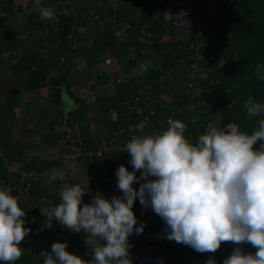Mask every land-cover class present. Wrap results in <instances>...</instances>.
Segmentation results:
<instances>
[{
    "label": "trees",
    "instance_id": "obj_1",
    "mask_svg": "<svg viewBox=\"0 0 264 264\" xmlns=\"http://www.w3.org/2000/svg\"><path fill=\"white\" fill-rule=\"evenodd\" d=\"M15 1L0 0V12L8 15L15 12H25L33 2V0H26V2L25 0H19L20 2L16 6ZM68 1L69 8L66 15L58 19V27L56 30L53 28L54 33L49 36L41 34L44 25L47 24L43 18L36 21L34 19L35 14L32 13L29 19V24L32 25L31 31H36L42 37L56 43L53 42L46 47L41 43L37 47L19 48L16 37L12 34V24L5 23L3 29H0V71L3 70L6 63H10L13 74L17 76L13 80V86L17 83L20 84L23 92H33L43 88L56 89V84L64 81L63 77L66 73L63 69L65 66H68L78 55L85 51V48L77 42L76 37L80 38L81 35L77 32L76 17L84 11L89 14L93 6L101 12L98 19L103 20L104 29L101 38L99 36L94 38L90 54L92 53L93 57L96 58H93L92 64H97L98 61L103 60L100 53L105 52V50L114 58L117 65L124 68V71L146 60L159 62V65L144 78L147 80L142 86L144 92H139L137 87H131L129 83L116 80L115 94L111 96L109 101L111 102L110 108H116L120 116L109 121V131L105 132V135L99 132V136L95 137L90 131L89 122H86V105L73 109L68 115L60 110L58 116L50 123L52 127H56L62 124V117L66 119L64 122L72 129L75 128V123H79L82 144L77 140V131L74 130L73 133L77 145H81L85 150L93 145L97 148H109L112 146L109 144L111 134L121 128H124V132L119 131L114 147L125 146L133 136H155L168 128V125H163V127L158 125L157 119L163 120L165 115H170L171 110L177 106L183 107L184 103L188 102V105L197 101H203L204 103L197 104L192 108L184 106L182 113L176 117V120L186 125L185 138L193 145L198 142L199 136L204 134L209 123L217 128L235 123L242 132L249 135L254 130H258L262 115L249 117L244 105L250 97L254 102L264 104V81L258 79L255 75L257 66L264 65V0H198L203 7L200 14L201 20H197V14L194 12L190 27L188 29L183 27V29L173 30L172 32L175 34L168 41H162L163 35L166 32H171V30L168 31L167 24L172 21V17L180 18L182 14L181 12L178 14L179 7L175 5L171 8L175 10L173 11L175 14L171 18L168 17L165 6L167 0H138L130 5L124 2L123 5L126 8L118 9L116 17L112 21H107L111 16H104V13L108 10L111 12L114 10L112 7L106 9L100 0H87L91 4L85 3V0ZM103 9L107 11L104 12ZM139 10H141L140 13H138ZM177 14L180 16L177 17ZM114 24L118 28H124L126 34L133 32V30L138 34L143 32L142 41L139 42L138 36L136 37L134 34V36H127L120 43L115 31L110 29ZM199 32L202 34L199 35ZM148 33H150L149 36ZM199 40L202 41L203 51H200L197 47ZM148 41L150 42L148 43ZM130 45L133 46V49H129ZM149 47L154 50L155 54L159 55L160 59L155 58V54H150ZM185 55L189 56L187 61L183 59ZM14 56L16 60L11 62V58ZM195 63H198L201 67L202 75L199 77L201 94L186 102L185 98L182 97L186 93L187 85L184 84L185 87L181 92V97H174V103L169 104L167 99L162 96L165 89H162L159 82L161 76L169 69L182 65L185 67V79L187 80L188 70ZM113 65L115 66V64ZM118 71L113 70L112 74H104L101 82H107L111 75L119 76L120 72L118 74ZM204 71L209 74V77L205 76ZM65 79L67 78L65 77ZM13 86L9 89L5 102H0V140L9 136V132L13 129L12 121L15 118L16 107L22 105L23 99L20 93L12 92ZM149 88L153 93L147 96L146 93ZM57 89L56 92L60 94L57 95L58 98H55L54 101L62 103L61 88L58 87ZM135 99H138L137 103ZM169 105L172 106L169 107ZM138 107H142L143 111L137 115L136 111L133 110H137ZM129 109L134 112L136 117L127 116ZM147 115L150 120L146 121L145 128L147 127L148 130L140 129L137 119L139 117L144 119ZM218 115L221 117L219 123L215 122ZM132 118L133 120H131ZM53 129L45 137L46 143L54 146L56 141L62 138L64 144L61 152L68 153L70 145L68 131L56 132ZM146 131H148V134H146ZM57 135L59 137H56ZM254 147L259 148V145L257 144ZM112 150L114 148L108 151L105 150L102 156L94 157H103ZM92 157L87 156L86 158ZM80 158L82 157L77 159ZM13 160L17 159H10L9 162H13ZM18 162L21 169L11 172L10 175H8L9 169L4 165V161L0 163V179L5 178L4 183L1 184L0 182V188H11L10 194L13 196L19 194L20 186L22 191L26 190L18 199V205L26 213L24 217L26 220L25 228L38 230V232L34 237V241L25 239L21 242L22 255L13 264H44L45 257L41 255L39 246L47 245L50 242L64 243L66 239H61L58 236L59 222L54 217H45L40 209L58 206L62 202L60 196L62 186H73L75 184L71 179L63 184L57 177L53 179L52 185L45 180L44 176H41L37 181L34 178H23L24 171L38 170L42 172L45 169L50 171L55 169L56 172H59V158H40L27 155L19 158ZM111 162V167H109L111 170H109L110 172L106 171V175L115 177L117 165L115 159ZM123 165L125 166V164ZM127 169L130 172L129 166ZM9 181L14 182L18 188L13 189ZM103 196L106 197V194L103 193ZM82 199L83 203L89 204L87 194ZM135 216L138 221L137 227L140 222H144L146 224L150 223L151 228L145 230L148 234L147 238L142 236L141 242L129 249L134 264L198 263L199 258L196 257L195 251L191 253L190 247L183 244L169 246V240L164 236L165 224L151 208L140 209ZM161 229H163V232H161ZM159 240L162 241L161 256L154 254V250H151L150 254H142L143 245L153 247ZM68 242L72 250L79 249L81 251L83 249L81 252L87 258L86 260H89L90 249L104 243V241H98L95 246H87L83 243L81 237L71 238V241L69 239ZM132 243V239L129 237V244L132 245ZM69 244L67 243L66 251L70 253ZM222 244L225 256L223 258L220 255L217 258L211 256L216 264H223V261L230 257L233 249L239 247V245L231 242H222ZM244 247L250 249L253 254L257 251L250 244H246ZM174 254L178 258L174 257ZM144 258H147L145 260L147 262L143 261ZM0 264H5V262L0 261Z\"/></svg>",
    "mask_w": 264,
    "mask_h": 264
},
{
    "label": "clouds",
    "instance_id": "obj_2",
    "mask_svg": "<svg viewBox=\"0 0 264 264\" xmlns=\"http://www.w3.org/2000/svg\"><path fill=\"white\" fill-rule=\"evenodd\" d=\"M35 7L41 18H55L51 9L40 7V0ZM255 75L264 81V65L257 66ZM244 107L249 117L264 115V104L251 97ZM167 124L160 134L133 136L126 143L133 171L124 165L116 169L122 196L107 199L96 193L88 204L82 198L90 190L64 185L62 202L40 209L74 233L83 230L86 243L88 237L104 241L90 260L70 254L67 243L56 242L51 252L41 253L44 264H132L129 237L143 234L146 227L144 222L137 227L132 210L137 200L163 220L167 240L198 253H215L222 242L250 244L257 249L254 254L236 247L223 264H264V143L254 147L264 141V119L251 135L236 124L220 130L209 123L195 145L185 138L183 122L170 118ZM51 178H56L55 169ZM11 191L0 188V261L5 264L21 257V242L31 232ZM206 264L216 261L209 258Z\"/></svg>",
    "mask_w": 264,
    "mask_h": 264
},
{
    "label": "rangeland",
    "instance_id": "obj_3",
    "mask_svg": "<svg viewBox=\"0 0 264 264\" xmlns=\"http://www.w3.org/2000/svg\"><path fill=\"white\" fill-rule=\"evenodd\" d=\"M16 6L19 4V0H16ZM26 2V0H25ZM85 3H90V1H87ZM167 6L174 7L177 5L179 7L178 14H182L183 16V8L184 7H190L188 0H167L166 1ZM193 4V3H192ZM130 5V4H128ZM15 6V7H16ZM40 7H47L52 10L54 14V19H46L43 18L47 22V24L44 25L43 30L41 34L43 36H49L50 34H53V28L56 30L58 27V19L63 18L66 15V12L69 8V1L68 0H56L52 2L51 0H43L40 2ZM126 7L123 4H120V10L125 9ZM182 8V9H181ZM168 10H170L168 8ZM171 11V10H170ZM118 12V10H117ZM116 12V14H117ZM35 14L34 19L36 21H39L41 19V14L39 11L36 10L35 7V0H33L30 7L26 9L24 12H15L12 14H6L0 12V29H3L5 23H11L12 24V34L16 37V40L18 42L19 48L24 47H37L41 43L45 45V47L48 44H52L55 41L47 40L46 38L42 37L40 33L36 31H31L32 25L29 24V19L31 14ZM85 16H79L78 19V25H77V32L81 37L77 38V42L81 46L85 48V51L80 54L77 58L73 60V63L71 62L68 66H65L63 69L66 75L63 77L64 81L59 82L56 84L57 88H61V96L62 102L65 104L67 108H69V105H71L70 99L73 98L72 104L75 105L74 108H81L82 106H87V109L85 110L86 113V122H89L90 125V131L94 134L95 137L99 136V132L104 133L109 131L108 126L109 121L116 118L117 116H120L119 112H117L116 108H110L111 102L109 101L111 96H114L116 85V80H122L123 83L126 82L127 79H132V81H128L131 87H137L139 92H144L143 85L146 83V79H144L146 76H148L152 70H154L158 65L159 62H153L151 60L143 61L136 66L127 69L124 71L122 66L115 64L114 58L109 55V52L105 50V52L100 53V56H102L103 60L98 61L96 64H92L93 54H90V50L93 46V41L96 36H102V32L104 29V24H101L99 21L94 20V14L93 13H83ZM176 15L179 17L180 15ZM180 16V18L182 17ZM85 17V20L83 18ZM172 16H170L171 18ZM97 18V17H96ZM95 18V19H96ZM98 19V18H97ZM178 18L172 17V21L176 20ZM105 20V19H104ZM114 20V19H113ZM82 23H79L81 22ZM107 21H110L108 19ZM172 21H169L167 27L168 31L171 30V32H166L163 37L162 41H168L172 39V35L175 34L172 32L171 24H173ZM105 22V21H104ZM172 22V23H171ZM193 19H190V24H192ZM82 25V26H80ZM96 27V28H95ZM151 33V32H150ZM148 33V36L150 35ZM118 34L116 35L119 38V42L121 43L126 36H134L138 38V41L141 42L143 39V32L137 33L133 30L131 33H124L118 30ZM151 41V39H150ZM148 41V43L150 42ZM130 47V48H129ZM129 49H133V46H129ZM150 54H155L154 50L149 47ZM7 56V55H6ZM7 58V57H6ZM155 58L160 59L158 54H155ZM185 61L189 59V56L185 55L183 58ZM16 57L14 56L11 58V62H15ZM151 61V62H149ZM222 61V59H221ZM113 70H119L118 74L119 76L111 75V77L107 80V82H101L103 80L104 74H112ZM189 71V70H188ZM63 72V71H62ZM63 72V73H64ZM205 72V71H204ZM128 73V74H127ZM205 76L209 77V74L205 72ZM65 77L67 79H65ZM117 77V78H116ZM17 78L16 75L13 74V71L10 67V63H6L5 67L2 71H0V102H5L6 96L8 94L9 89L13 86V80ZM159 82L162 85V89H165L162 93V96L167 99V102L174 103V97L178 98L181 97V92L184 89V84H186L187 80L185 79V67L182 65L177 66L175 68L169 69L166 71V73L161 76ZM67 80V81H66ZM16 85V84H15ZM13 86V88L15 87ZM55 88H43L40 90H36L33 92H23L21 90V87L18 91L20 93L22 100V105L16 107L15 110V118L12 121L13 129L9 132V136L2 140H0V163L4 161V165H6L7 169H9L11 172L18 171L21 169L20 163L18 162V159L31 155L36 156L40 158H59V167L62 174L68 177V179H71V181L74 184H79L85 191H89V202L91 203L92 196H94L96 193H100L103 195L106 194L107 199H111L112 196H122L123 193L118 189L117 187V176H107L106 171L110 172L111 170L109 167H111V161L115 159V163L117 165V168L120 165L125 164L126 168L130 169V172L133 171L132 165L129 163L131 157L130 155L125 152V146H118L112 152L107 153L106 157L104 159H94L98 157H93L91 159L96 160L98 164H96V169L92 168L91 164L94 160L91 161H79L77 157L74 155H68V153H62L61 148L64 144V139H58L54 146H50V144L46 143L45 137L49 135L52 131V129L56 132H63L65 130L68 131L71 138L75 139L73 133L74 130L77 131L78 137H81L79 130H80V124L75 123L74 127L71 128L66 122H64L66 119L62 117V124L52 127L51 121L58 116L60 113V110L64 108V105L54 101L55 98H58L57 95H59ZM217 88V87H215ZM219 88V87H218ZM151 88L147 90V96L152 94ZM66 95H70V98H68ZM183 98H185L184 95H182ZM108 101V102H107ZM187 102V101H186ZM203 102V101H202ZM201 102V104H202ZM188 103V102H187ZM187 103H184V106H188ZM172 105H169V107ZM110 108V109H109ZM142 108V107H141ZM133 109V108H131ZM138 109V108H137ZM130 110V109H129ZM132 110L127 111V116H135L133 111H136V114H141L143 109L140 110ZM63 113V112H62ZM66 115V113H64ZM146 117L149 118L147 115ZM145 117V118H146ZM262 119H264V115H262ZM133 120V118L131 119ZM130 120V122H131ZM221 120V117L218 115L215 118V122L219 123ZM52 127V128H51ZM56 128V129H55ZM118 130H115V132ZM114 132V131H113ZM103 136V135H101ZM108 136V135H106ZM148 135H141L138 137H145ZM56 137H59L57 135ZM262 142H258L257 144L260 145ZM20 150V151H19ZM10 159H17L13 160V162H9ZM90 159V158H89ZM1 167V165H0ZM139 172H137V176H139ZM45 180L48 181L50 185L53 183V179L47 176H44ZM133 187L135 189H139V184H133ZM52 188V187H51ZM140 209H144L143 206L140 205L139 200L138 202L134 203L133 206V212L136 214ZM150 226V223L146 224V227L144 229L143 234L136 236L132 235L130 238L132 239V246L138 245L140 239H142V236L146 233L145 230L147 227ZM160 230V229H159ZM34 231V232H33ZM61 231V228H58V232ZM33 232V233H32ZM38 230H31L30 234L26 236L25 238L30 239L31 241L34 240V237L36 236ZM161 232H163V229H161ZM34 236V237H32ZM25 240V239H24ZM23 240V241H24ZM69 239H66L65 243L69 242L67 241ZM71 241V239H70ZM99 240H92L89 239L88 243L85 244L95 246ZM54 244V243H53ZM52 244V245H53ZM162 241L159 240L156 244L151 246H144L143 255L150 254L151 250H154V254L156 255H162V252H160ZM179 243H176L175 241H169V246H176ZM70 245V244H69ZM246 244L239 245V247H242L243 250L247 253H251V250L248 248H245ZM41 246H39L40 249ZM71 251V245L69 246ZM190 247V246H188ZM191 248V247H190ZM22 249V248H21ZM81 250V249H80ZM193 250L191 248V253H193ZM153 254V255H154ZM73 255H77L80 258L86 260L87 258L83 256V253L79 251V249L75 250ZM196 257H198L199 261L197 264H206V261L211 258V256H214L217 258V256H221L223 258L225 256L224 253V247L223 244H221V247L215 252V253H198L195 251ZM176 255L174 254V257ZM177 257V256H176ZM178 258V257H177ZM147 258H144L143 261H145ZM151 259L149 258V261ZM132 264L133 261H132Z\"/></svg>",
    "mask_w": 264,
    "mask_h": 264
},
{
    "label": "built area",
    "instance_id": "obj_4",
    "mask_svg": "<svg viewBox=\"0 0 264 264\" xmlns=\"http://www.w3.org/2000/svg\"><path fill=\"white\" fill-rule=\"evenodd\" d=\"M136 1H138V0H106L108 8L112 7V9L114 10L113 12H111L110 10H108V11L106 10L108 17L111 16L110 21H112V19H114V17H116V12L120 8V4H124V2H126L128 4H133ZM188 2H189V5H191V6L189 8L187 6L183 8V15L185 17H187V18L193 19L192 15H193L194 12H196L197 20L198 19L201 20L200 14L202 13V10H203L201 2H198V0H188ZM99 16L100 15L96 14L97 18ZM110 29L115 31V35H119L118 34V30H120L121 32H124V28H118L117 26H115V24L112 25ZM200 34H202V33L199 32V35ZM197 47H198V49L200 51L201 50L203 51V44H202L201 40L198 41ZM200 75H202L201 67L199 66L198 63L193 64L192 68L189 70V73H188V78H187V83H186V85H187L186 86V93L183 94L185 96V101L190 100V99L193 100L196 96H199L201 94L202 90H201L200 81H199ZM119 81L122 82V80H119ZM128 81H130V80L126 78V82L125 83H129ZM135 102L137 103L138 99H135ZM201 102L202 101H197L195 103H190L188 105V107H190V108L195 107V105L201 104ZM203 103L204 102H202V104ZM183 108H184V106L183 107L177 106V107L173 108L171 110L172 112L170 113V115L166 114L163 120L162 119H157V124L161 125L162 127H163V125H168L167 121L170 118L173 119V120H176V117L179 114L182 113ZM140 109H142V108L138 107L137 111L140 110ZM137 120H138V127L140 129L148 130L147 127L145 128V125H147L146 121L150 120L148 117H146V118L144 117V119L139 117ZM231 124H235V123H231ZM226 126H224L223 128H218V129L223 130ZM119 131L121 133L124 132V128H121L120 130H118V131L114 132L113 134H111L110 140H109V144H111L112 146H110L109 148H106V149H104L102 147L97 148V147H95L93 145L87 150L83 149V147L81 145H77V142L75 141V139L71 138L69 133H68V138L70 139L68 155H72V156L75 155L77 158L78 157L86 158L87 156H93V155L94 156H102L105 150L108 151V150H111V149L115 148L114 147V143L117 140L118 133H120ZM146 134H148V131H146ZM77 140L80 141L81 137H77ZM80 144H82L81 141H80ZM51 173H52V171H50L48 169H45L42 172H40L38 170L24 171L23 172V178L24 177L25 178H30V179L34 178L37 181L41 176H47V177L51 178ZM10 174H11V171L9 170L8 175H10ZM56 177L59 178L62 181L63 184H65V182L68 181V177L65 176L64 174H62L61 171L56 172ZM0 182H1V184L4 183L5 182V178H1ZM9 184L12 186L13 189L18 188L17 185L14 182H12V181H9ZM19 188H20L19 189L20 192L16 196V197H18V199H20V197H21V195L23 194L24 191L26 192V190L22 191L21 186ZM58 227L61 228V231L58 232V236L61 239L65 240V239L81 237L82 240H83V243L85 244V241H86V238H87V233H85L83 230H81V232H79V233H74L70 229H67V228L63 227L60 223H59ZM150 228H151V226L147 227V229H150ZM143 236H144V238H147V236H148L147 232ZM89 239L93 240V238H91V237H88V240ZM81 251H83V249ZM93 254H94V249L92 248V249L89 250V260L92 258Z\"/></svg>",
    "mask_w": 264,
    "mask_h": 264
},
{
    "label": "crops",
    "instance_id": "obj_5",
    "mask_svg": "<svg viewBox=\"0 0 264 264\" xmlns=\"http://www.w3.org/2000/svg\"><path fill=\"white\" fill-rule=\"evenodd\" d=\"M85 1L87 2V0H85ZM100 2H101V4H102L106 9H108V5H107V3H106V0H100ZM135 3H136V2H135ZM165 6H166V8H167V12H168L167 15H168V17H169V16H172L173 14H175V13L173 12V11H175V10H172V9H171L172 7L170 8L169 6H167V4H166ZM92 8H93V9H91V12H90V13H93V14H94V20H98L101 24H104V23H103V20H102L101 18H99V19L96 18V14L100 15L101 12H100V11H97L96 8H95L94 6H93ZM168 8H169L171 11L168 10ZM106 9H103V11L106 12V11H105ZM86 12H87V11H84L83 13H86ZM140 12H141V10L138 11V13H140ZM83 13L80 14V15H81V16L83 15V16L87 17V15H84ZM80 15H77V17H76V22H78V19H79V16H80ZM104 16H108V15H107V12L104 13ZM85 17L83 18V20H85ZM95 18H96V19H95ZM81 22H82V21H81ZM81 22H80V23H81ZM105 22H106V21H105ZM77 25H78V24H77ZM80 26H82V25H80ZM95 28H96V27H95ZM78 56H80V55H78ZM78 56H77V57H78ZM77 57H76V58H77ZM114 61H115V60H114ZM155 61H156V60H155ZM155 61H153V62H155ZM149 62H151V61H149ZM72 63H73V61H72ZM114 64H116V62H115ZM155 64H156V63H155ZM127 74H128V73H127ZM67 97L70 98L69 95H68ZM70 101H71V105L69 106V108L65 107L66 105L63 104V102L61 103V104L64 105V108H62V111H64V113H66V115H68V113H69L70 111H72L73 109H75V108L73 107V105H72L73 98L70 99ZM106 154H107V153H106ZM106 154H105V155H106ZM105 155H104L103 157L108 156V155H106V156H105ZM103 157H100V158L98 157V158H94V159H96V160L101 159V160H102V159H104ZM94 159H91V158H90V159H89V158H88V159H87V158H80V159H78V160H79V161L81 160V161H86V162H87V161H91V160H94ZM96 160H94L93 163L91 164V166H93L92 168H95V169H96V166H95V165L98 164V162H100V160H99L98 162H97ZM88 195H89V194H87V196H88ZM88 199H89V196H88ZM89 204H90V202H89ZM29 229H30V228H29ZM31 230H32V229H31ZM33 232H34V231H33ZM33 232H32V233H33ZM32 237H34V236H32ZM25 239H28V238H25ZM93 240H94V239H93ZM96 240H98V239H96ZM32 241H34V240H32ZM22 242H23V241H22ZM52 244H53V243L50 242V243L47 244V245H44V246L41 245V247H40V252H41V253H42V252H51V246H52ZM22 247H23V246H22ZM23 248H24V247H23ZM73 253H74V250H72V251L70 252V254H73ZM12 264H13V262H12Z\"/></svg>",
    "mask_w": 264,
    "mask_h": 264
},
{
    "label": "water",
    "instance_id": "obj_6",
    "mask_svg": "<svg viewBox=\"0 0 264 264\" xmlns=\"http://www.w3.org/2000/svg\"><path fill=\"white\" fill-rule=\"evenodd\" d=\"M179 21V24H182L183 27H189L190 24V18H181ZM176 22V21H175ZM20 89V84H16L15 87L13 88L12 92L13 93H18Z\"/></svg>",
    "mask_w": 264,
    "mask_h": 264
},
{
    "label": "flooded vegetation",
    "instance_id": "obj_7",
    "mask_svg": "<svg viewBox=\"0 0 264 264\" xmlns=\"http://www.w3.org/2000/svg\"><path fill=\"white\" fill-rule=\"evenodd\" d=\"M181 18H186V17L183 15ZM181 18H178V19L172 21V22H173V24H171V28H172V30L176 31V30H178V28L183 29L182 24H179V21H178V20H180ZM175 21H176V22H175ZM172 22H171V23H172ZM189 27H190V25H189ZM189 27L187 26V27H185V28L188 29ZM168 33H169V32H168ZM173 35H174V34H173ZM173 35H172V38H173ZM62 97H63V96H62Z\"/></svg>",
    "mask_w": 264,
    "mask_h": 264
}]
</instances>
